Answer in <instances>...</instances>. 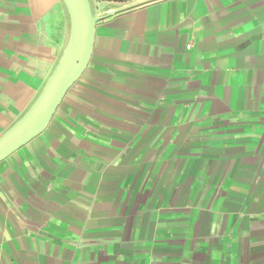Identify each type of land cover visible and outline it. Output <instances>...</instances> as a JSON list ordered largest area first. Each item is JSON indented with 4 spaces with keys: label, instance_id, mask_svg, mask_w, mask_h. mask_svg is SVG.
<instances>
[{
    "label": "crops",
    "instance_id": "crops-1",
    "mask_svg": "<svg viewBox=\"0 0 264 264\" xmlns=\"http://www.w3.org/2000/svg\"><path fill=\"white\" fill-rule=\"evenodd\" d=\"M91 58L0 162V264H264V0H91ZM0 0V136L68 43Z\"/></svg>",
    "mask_w": 264,
    "mask_h": 264
},
{
    "label": "water",
    "instance_id": "water-1",
    "mask_svg": "<svg viewBox=\"0 0 264 264\" xmlns=\"http://www.w3.org/2000/svg\"><path fill=\"white\" fill-rule=\"evenodd\" d=\"M71 21L65 50L31 107L0 136V162L39 135L48 125L67 90L91 58L96 17L91 0H63Z\"/></svg>",
    "mask_w": 264,
    "mask_h": 264
}]
</instances>
